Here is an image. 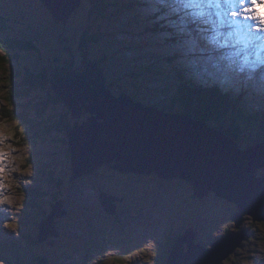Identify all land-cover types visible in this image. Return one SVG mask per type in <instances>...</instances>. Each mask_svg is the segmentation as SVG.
Masks as SVG:
<instances>
[{
  "label": "rangeland",
  "instance_id": "374dc122",
  "mask_svg": "<svg viewBox=\"0 0 264 264\" xmlns=\"http://www.w3.org/2000/svg\"><path fill=\"white\" fill-rule=\"evenodd\" d=\"M84 1L87 4L88 0ZM196 1L200 7L205 6L203 15L212 30H199L198 39L204 43L219 41L222 48L218 54L213 51L200 58L195 63L198 71L193 69L192 62L183 60L187 57L183 51L171 57L172 63L164 61L169 49L161 44L152 46L155 40L148 41L151 46L147 42L143 43V48L139 43V48L131 47L136 40L141 42L143 31L126 20L129 13L114 25L105 27L110 41L84 42L83 31L89 25L88 5L80 6L65 24H55L40 0H0V33L4 26L6 37L32 40L29 47L22 45L10 49L6 60L0 64V154L5 157L0 161V167L5 169L0 173V264H7L4 262L7 252L4 251H10V244L15 243H19L22 249L18 255L25 264H38L40 260H46L44 264H162L167 243L188 227L194 228L195 239L205 246L217 235L249 229L250 233L240 240V246L220 264H264V221L253 222L245 215L246 219L237 229L235 222L230 220L235 204L211 192L199 199L194 196L191 185L180 178L166 180L156 174L121 173L108 165L80 178H72L66 140L68 132L58 127H53L47 135L39 132L66 112L61 101L46 103L54 91L48 86L32 91L28 96L9 98V81L13 78L10 77V67L21 71L38 72L44 68L49 71L53 64L72 56L77 66L83 58H96L103 51H110V60L105 61L106 80L116 94L124 91L144 103H153L157 107L163 104L162 109L168 110L167 96L154 89L151 94L146 88L168 87L174 75L173 66L183 69L186 65L197 77L209 76L208 79L238 87L242 74L246 73V79H253L254 88L248 91L251 90V97L255 98H244L242 111L252 108L250 113L258 116L264 112V36L250 37L252 31H256L254 25L257 21L232 15L242 7L239 0H223L218 8L210 7L207 0ZM248 3L251 4V0ZM167 4L172 6L171 0ZM143 5L136 8L151 14L152 4ZM183 9L189 15L184 6ZM255 11L264 16V3L260 0L255 2ZM181 24L177 23L175 27L179 28ZM238 25L243 28L241 33L236 30ZM188 46L191 48V44ZM2 54L4 52L0 50V57ZM140 64L158 68L160 75L166 76L167 80L149 69L136 83L138 88L132 87L129 67ZM110 72L113 75H109ZM24 105L28 107L24 109ZM12 108L18 114L26 112L29 122L3 116V109L12 111ZM70 118L73 124V118ZM260 123L258 120L238 122L241 148L264 142V124ZM255 174L263 175L264 168H257ZM100 193L114 198V213H108L101 206ZM56 197L59 198L57 201ZM53 205L58 210L49 227V235L42 241L28 244L24 235L38 239V224L47 218ZM4 248L7 250L3 251Z\"/></svg>",
  "mask_w": 264,
  "mask_h": 264
},
{
  "label": "water",
  "instance_id": "95a60500",
  "mask_svg": "<svg viewBox=\"0 0 264 264\" xmlns=\"http://www.w3.org/2000/svg\"><path fill=\"white\" fill-rule=\"evenodd\" d=\"M40 2L56 24H65L82 4V0ZM63 62L49 67V83L73 118L67 134L72 178L103 165L121 173L180 178L199 199L211 192L235 204L230 220L237 229L246 217L264 221V174H255L264 168V142L243 149L224 130L193 115L146 104L124 91L116 94L107 85L106 68L98 57L83 58L77 66L72 57ZM99 200L105 211L114 213L112 196L100 193ZM55 206L38 225L39 241L49 235ZM233 233L221 234L205 246L188 227L173 238L163 264H220L250 230Z\"/></svg>",
  "mask_w": 264,
  "mask_h": 264
},
{
  "label": "trees",
  "instance_id": "16d2710c",
  "mask_svg": "<svg viewBox=\"0 0 264 264\" xmlns=\"http://www.w3.org/2000/svg\"><path fill=\"white\" fill-rule=\"evenodd\" d=\"M88 1L86 4V2L82 0L81 4L82 7L84 4L88 5L86 12L89 16V25L83 31L82 41L84 42L92 41L97 43L103 39L110 41L111 39L107 38L105 33V27L108 28V26L114 25L115 21H117L119 18H123V15L126 13H129V17L124 18H126V20L132 21L131 25L133 24L143 31V34L141 35L142 39H140L141 42L136 40V42L130 46L137 49L139 48L137 46L139 43V45L143 48V43L147 44L148 41L155 40L152 42V46L154 44L160 46L161 44L163 48L169 49L167 52L169 55L163 59L164 61L167 60L172 63L173 59H171V57L176 56L179 51H183L184 54H187V57L183 58V60L192 62L194 65L193 69L198 71V65L195 63L197 61L199 62L200 58L205 57L213 51L217 54L219 51H222L219 41L216 43H213L212 41H207L204 43L202 39H198L199 30L204 31V28L206 32H208L210 27L204 23L202 14L200 12L197 13L196 7H185L189 15L186 14V11L183 9L185 0H171L172 6L167 4L168 0H154L151 2L149 0ZM187 1L189 2V0ZM143 4H152L153 11L151 14L142 13L136 8L137 6H144ZM0 19L2 18L0 17ZM181 21L183 24H181ZM177 23L181 24L179 28L175 27ZM2 27V33H0V50L4 52V54H2L0 57V64H2L1 61L6 60V55L9 53L10 49H18L21 48L22 45L23 47H29L32 42V40H28L27 38L22 40L19 38L6 37V29L4 26ZM125 33L128 32L125 31ZM136 36L139 37L138 35ZM156 42H159V44ZM188 44H191V48H189ZM169 45L170 47L168 48ZM205 45L207 47H204ZM148 46H151L149 42ZM190 51L191 53L189 54ZM111 54L112 53L110 51H103L98 56V61L105 65L106 59L110 60ZM159 62L162 63L163 61L160 60ZM113 64L116 63L113 61ZM157 64L160 65V63H156V65ZM164 64L166 65V63ZM173 67L174 75H172V80L168 87L165 88V85H162L161 89H157L156 87L146 88L151 94H154L155 90L156 93L159 92L164 96L166 95L169 100L168 110L187 114L192 113L191 115L194 117L202 119L205 121V123L215 128L224 130L228 135L237 140L240 139L238 122L249 123L251 121L258 120V123L262 122L260 124H264V112L259 113L257 116V114L255 115L250 113L252 108L242 111L243 107H245V105L242 103L243 99L246 97L255 98L254 96L251 97L253 92L251 90L248 91V89L254 84L252 81L253 79L251 81L246 79L248 78L246 73L242 74L243 76L240 78L241 86L238 87L236 85L229 86L227 84L219 83L220 81L218 80L208 79L207 77L209 76L204 77L203 75V77H197L195 74L193 75L189 72L190 67L186 65L183 67V69H179L176 66ZM105 68L107 69L106 65ZM149 69L153 68L149 67V65L146 66L145 64L130 66L128 75L133 78L131 86L138 88L136 83L140 82L143 76L149 72ZM153 71H156L159 77L167 80L166 76L160 75L161 73L159 72L158 68L153 69ZM109 75H113V73L110 72ZM11 76L13 78L9 81V85L11 87V90L9 91V98L12 96L14 98L28 96L32 91L43 90L50 86L49 71L45 68L35 72L30 69L21 71L10 67V77ZM116 76L120 78L122 77L121 75ZM58 101H60L59 97L54 94L49 98L48 101H46V103L51 104L52 102L55 103ZM192 101L193 105H191ZM26 107L28 106L24 105V109H26ZM158 107L163 108V104L158 105ZM3 110L5 111L3 116L6 118H10L11 120L17 118L18 120L29 122L26 112H21L18 114L15 108H12V111L9 109ZM253 115L257 120L251 118ZM57 118L59 119L54 120L52 123H47L46 126H43L39 132L43 135H47L52 131L53 127H58L60 129L66 130V132H69L71 120L70 113L66 111L61 113ZM226 122L229 123V125H226ZM58 199L59 198L56 197L55 201ZM24 238L28 244L39 241L37 238V240H35L34 238L29 237L28 234L24 235ZM172 243L173 239H171L170 243L168 244L167 251L163 253L164 259L167 257V253L169 252ZM18 244L19 243H15V245L10 244V251H4L7 250V248L3 249L4 252H7V257L4 260V262L7 264H25V261L22 260L18 255L22 250ZM0 245H2L1 241ZM9 253L10 255H8Z\"/></svg>",
  "mask_w": 264,
  "mask_h": 264
},
{
  "label": "snow or ice",
  "instance_id": "6c2138e0",
  "mask_svg": "<svg viewBox=\"0 0 264 264\" xmlns=\"http://www.w3.org/2000/svg\"><path fill=\"white\" fill-rule=\"evenodd\" d=\"M218 2V0H208V3ZM235 2V0H233ZM255 2L256 0H251V4L248 3V0H239V3L242 5L239 11L233 12V16L243 15V18L246 20L255 19L257 23L254 25L258 33H264V16H261L258 12L255 11ZM260 3H264V0H260ZM184 7H200V3H192L189 0L188 3L183 4ZM260 38V37H257ZM4 155L0 154V161L4 159ZM5 169L0 167V173H3ZM2 186V183H0ZM11 227V225H9Z\"/></svg>",
  "mask_w": 264,
  "mask_h": 264
},
{
  "label": "bare ground",
  "instance_id": "6f19581e",
  "mask_svg": "<svg viewBox=\"0 0 264 264\" xmlns=\"http://www.w3.org/2000/svg\"><path fill=\"white\" fill-rule=\"evenodd\" d=\"M186 1V0H185ZM208 1V0H207ZM151 2V1H150ZM221 2V0H218V2H216V3H220ZM237 6V5H236ZM152 7V6H151ZM239 11V10H238ZM258 12V11H257ZM264 14V13H263ZM261 15V14H260ZM125 19V18H124ZM206 24V23H205ZM250 25V24H249ZM203 28V27H202ZM243 31V28L242 27H240L239 28V31H237V32H242ZM245 32V31H244ZM261 36H264V33H258L257 31H252V36H250V37H252V38H257V37H261ZM258 40V39H257ZM244 43V42H243ZM241 44V43H240ZM204 55V54H203ZM150 67V66H149ZM246 68V67H245ZM235 69V68H234ZM260 72H261V70H260ZM260 75H262L263 76V73H260ZM251 84V83H250ZM257 86V85H256ZM253 87V86H252ZM254 88V87H253ZM255 113V112H254ZM257 113V112H256ZM256 115V114H255ZM254 116V115H253ZM246 117V116H245ZM242 119V118H241ZM243 120V119H242ZM262 123V122H261ZM264 123V122H263ZM68 144V143H67ZM107 166V165H106ZM116 198V197H115ZM115 204H116V202H115ZM54 206V205H53ZM52 210V209H51ZM63 210H65V209H63ZM51 213V212H50ZM50 215V214H49ZM48 215V216H49ZM46 217V216H45ZM39 225V224H38ZM235 225H236V223H235ZM39 240V239H38ZM2 241V240H1ZM3 242H5V241H3ZM38 264H39V262H38Z\"/></svg>",
  "mask_w": 264,
  "mask_h": 264
},
{
  "label": "flooded vegetation",
  "instance_id": "af4514ba",
  "mask_svg": "<svg viewBox=\"0 0 264 264\" xmlns=\"http://www.w3.org/2000/svg\"><path fill=\"white\" fill-rule=\"evenodd\" d=\"M72 58H73V56H72ZM55 64H58V63H55ZM55 64H53V66H58V65H61V64H63V63H59L58 65H55ZM73 64L75 65V62H74V58H73ZM66 111H68V110H66ZM69 117V116H68ZM84 117H85V115L83 116V119H84ZM71 127H72V124H71V122H70V129H71ZM68 132V131H67ZM104 166L106 167V165H103V166H101L100 168H104ZM112 170V169H111ZM173 239V238H172ZM171 241V240H170ZM168 244L169 243H167V246H168ZM167 251V250H166Z\"/></svg>",
  "mask_w": 264,
  "mask_h": 264
}]
</instances>
